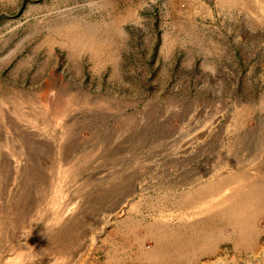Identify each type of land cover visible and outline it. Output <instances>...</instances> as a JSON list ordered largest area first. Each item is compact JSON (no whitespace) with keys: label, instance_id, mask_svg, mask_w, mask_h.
<instances>
[{"label":"rangeland","instance_id":"1","mask_svg":"<svg viewBox=\"0 0 264 264\" xmlns=\"http://www.w3.org/2000/svg\"><path fill=\"white\" fill-rule=\"evenodd\" d=\"M263 168L264 0H0V264H264Z\"/></svg>","mask_w":264,"mask_h":264},{"label":"bare ground","instance_id":"2","mask_svg":"<svg viewBox=\"0 0 264 264\" xmlns=\"http://www.w3.org/2000/svg\"><path fill=\"white\" fill-rule=\"evenodd\" d=\"M82 38H83V37H82ZM88 45H89V44H88ZM74 46H75V45H74ZM76 46H77V45H76ZM85 47H86V46H85ZM87 47H88V46H87ZM94 47H95V46H94ZM94 47H93V48H94ZM82 48H84V47H82ZM84 49H85V48H84ZM90 50H91V49H90ZM90 53H91V52H90ZM92 53H93V51H92ZM94 53H95V52H94ZM263 169H264V168H263ZM218 170H219V169H218ZM231 170H232V169H231ZM251 171H252V170H251ZM251 171H250V172H251ZM255 171H256V170H255ZM243 172H244V170H243ZM253 172H254V171H253ZM256 172H257V171H256ZM261 173H263V172H261ZM249 175H250V174H249ZM243 191H244V190H243ZM177 225H178V224H177ZM185 228H186V227H185ZM221 228H222V227H221ZM186 229H187V228H186ZM160 230H161V229H160ZM158 231H159V230H158ZM158 231H157V232H158ZM184 231H185V229H184ZM159 232H160V231H159ZM211 233H212V232H211ZM186 234H187V231H186ZM213 234L215 235L216 233H213ZM217 234H218V233H217ZM177 235H178V234H177ZM179 236H180V235H179ZM216 236H217V235H216ZM216 236H215V237H216ZM211 237H212V235H211ZM246 238H247V237H246ZM211 239H212V238H211ZM243 239H244V238H243ZM191 240H192V239H191ZM197 240H198V239H197ZM208 240H209V238H208ZM218 240H219V239H218ZM209 241L212 242V240H209ZM213 241H216V240L213 238ZM167 243H168V242H167ZM190 243H192V242H190ZM200 243H201V242H200ZM192 244H193V243H192ZM206 244H207V242H206ZM200 245H201V244H200ZM208 245H209V244H208ZM212 245H213V244H212ZM209 246H210V245H209ZM189 247H190V246H189ZM203 248H204V247H203ZM204 249H205V248H204ZM194 250H196V249H194ZM198 251H199V250H198ZM198 251H197V252H198ZM205 251H206V250H205ZM207 252H208V251H207ZM209 252H210V251H209ZM204 253H206V252H204ZM197 254H198V253H197ZM197 254H196V255H197ZM210 254H211V253H210ZM201 255H202V253H201ZM199 257H200V256H199Z\"/></svg>","mask_w":264,"mask_h":264},{"label":"crops","instance_id":"3","mask_svg":"<svg viewBox=\"0 0 264 264\" xmlns=\"http://www.w3.org/2000/svg\"><path fill=\"white\" fill-rule=\"evenodd\" d=\"M116 26H117V24H116ZM117 28H118V27H117ZM96 46H99V45H98V44H95V47H94V52H95V53H94V52L91 53L92 56L95 55V54H98L99 52L104 51V49H105V48H102L103 50H102L101 48H97V49H96Z\"/></svg>","mask_w":264,"mask_h":264}]
</instances>
